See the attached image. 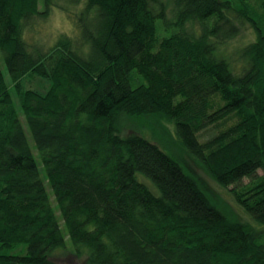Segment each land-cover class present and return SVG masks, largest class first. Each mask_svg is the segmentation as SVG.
<instances>
[{
	"label": "trees",
	"instance_id": "16d2710c",
	"mask_svg": "<svg viewBox=\"0 0 264 264\" xmlns=\"http://www.w3.org/2000/svg\"><path fill=\"white\" fill-rule=\"evenodd\" d=\"M38 1L0 0L13 82L28 73L51 81L44 94H21L36 155L0 68V264H56L66 246L59 217L88 264H264V0L259 11L249 0H83L76 12L58 4L79 42L63 34L45 50L23 36L54 4L40 10ZM245 24L256 38L233 63L219 47ZM149 116L173 125L254 223L226 216L141 133L135 124Z\"/></svg>",
	"mask_w": 264,
	"mask_h": 264
},
{
	"label": "rangeland",
	"instance_id": "374dc122",
	"mask_svg": "<svg viewBox=\"0 0 264 264\" xmlns=\"http://www.w3.org/2000/svg\"><path fill=\"white\" fill-rule=\"evenodd\" d=\"M38 2L39 9L43 10V0H39ZM249 2L250 5L254 7V9L259 11L258 0H249ZM52 3L54 4L47 15H35L31 18L30 22L25 25L23 35L24 38L26 37L29 42L35 43L43 50L53 45L58 37L63 34H67L72 37L74 42L77 44L79 42V30L76 28L72 19L67 16L66 12L57 5L61 4L76 12L82 6L83 0H52ZM171 6L172 4L170 3L167 11V18L170 21L173 20V13L170 10ZM170 29L171 32L174 31L173 27H170ZM185 29L189 33L197 34L199 28L197 25L188 23L185 25ZM255 38L256 34L254 30L249 26V24H245L244 26L239 27L238 33L233 38L220 45L219 50L222 51L224 55L229 56L233 63H237L238 50L248 42L253 41ZM82 48L86 51L85 46ZM0 68L7 83V87L9 88V91L12 95L13 104L19 113V117L30 147L37 155L34 141L21 111V94L22 91L26 89L34 90L37 93L44 94L49 89L51 81L48 77L35 73H28L21 77L19 81L20 86L17 87L9 75L1 52ZM162 124H160V122L155 117L149 116L143 119L139 118L135 125L139 127V130L144 136L155 142L163 151L177 159L183 168L191 173L198 180L199 184L205 188V190L210 194H208L210 199L214 201L216 207H218L226 216L239 219L245 223H254L250 215L242 208V206L239 205V203H237L233 194L230 192L231 186L225 187L216 182L211 177V175L194 158L190 157L186 153V150L176 141L173 125L167 124L168 128L171 129V132H169L165 124V128L162 127ZM208 135L209 131H204L201 134V137H206ZM137 177L140 181L146 184L153 193L158 194V190L148 178L141 174H137ZM46 186L50 192V188L47 183ZM59 222L65 235L66 246L64 248L55 250L52 255V260L56 264H88L86 261V255H77L74 251L72 241L68 237L60 217Z\"/></svg>",
	"mask_w": 264,
	"mask_h": 264
}]
</instances>
